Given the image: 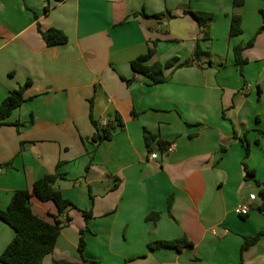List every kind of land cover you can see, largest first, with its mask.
<instances>
[{"label": "crops", "instance_id": "crops-1", "mask_svg": "<svg viewBox=\"0 0 264 264\" xmlns=\"http://www.w3.org/2000/svg\"><path fill=\"white\" fill-rule=\"evenodd\" d=\"M234 2L0 0V105L30 82L0 126V210L16 191L57 173L64 179L54 188L74 204L60 214L52 201L31 199L35 214L61 222L43 264H264V236L241 254L245 237L264 231V32L244 50L242 70L234 56L264 25L263 1ZM188 11L214 16L207 40ZM235 15L243 34L230 37ZM38 26L69 42L47 47ZM152 47L147 65L192 63L166 69V82L151 86L131 62ZM91 106L98 128L117 116L123 122L98 146ZM147 133L156 137L149 144ZM251 194L250 214L236 215ZM14 236L0 220V255ZM179 239L192 246L148 248Z\"/></svg>", "mask_w": 264, "mask_h": 264}, {"label": "trees", "instance_id": "trees-1", "mask_svg": "<svg viewBox=\"0 0 264 264\" xmlns=\"http://www.w3.org/2000/svg\"><path fill=\"white\" fill-rule=\"evenodd\" d=\"M263 7L260 10L262 19L264 20V0ZM243 0H235L234 5H242ZM199 24L203 27L204 40L208 39L209 36V25L213 21L214 16L209 13L188 11ZM143 17H151L154 19H162L169 16L168 13L156 14L149 16L145 13L141 14ZM39 33L42 37L43 42L47 47H54L58 45H66L69 42L68 36L61 30L49 28L43 30L38 26ZM264 32V25L257 31V34L245 45H239L234 48V56L236 64L239 69L242 70L243 66L247 63V60L243 58V52L247 48H251L254 43L256 36ZM243 34L242 19L240 16H233L230 25V37H237ZM200 44L197 43L194 57L198 59L201 55ZM155 54V47L149 48L145 55H142L131 62V68L134 73L141 74L149 80V85H158L166 82V76L164 71L172 67L181 68L191 65L192 61H185L179 63L178 58H173L165 64L155 63L153 65H147V62ZM130 83V80H126ZM30 82L21 86L19 89L11 91L10 94L2 101L0 105V126L5 125L7 120L13 113V111L19 108L25 101L24 92L29 87ZM92 106L90 118L93 126L96 129L95 134L92 136L91 141L98 146L103 141L110 140L117 127H122L123 122L116 117L117 124L114 125L112 122H108L105 128H98L97 122L93 119ZM156 137L147 133L145 140L147 144ZM164 143H160L161 149L164 148ZM246 153L249 154V147L246 145ZM248 175H252V172H247ZM64 179L62 174H48L38 179L31 190H18L11 198V201L5 210H0V220L9 225L15 232L13 240L5 248L0 255V262L2 264H43L46 256L53 253L57 240L61 232V222L56 221L50 223L39 215L35 214L31 208V199L37 198L42 202L52 201L58 208L59 213L62 214L67 208L74 207V204L63 197L60 191L54 188V184L59 180ZM260 195L264 197V190L260 192ZM171 201H169V209L171 207ZM260 210H264L259 207ZM157 214L150 216L155 218ZM90 212H84L85 221L91 218ZM264 236V231L259 232L254 236L245 237L244 244L241 247V254L256 244ZM192 243L186 239H179L175 241H157L150 243L148 248L150 251H156L161 249H176L182 250ZM86 247L85 242V230H81L79 239V252L83 255ZM64 264H95L88 260H83L82 263H68Z\"/></svg>", "mask_w": 264, "mask_h": 264}, {"label": "built area", "instance_id": "built-area-1", "mask_svg": "<svg viewBox=\"0 0 264 264\" xmlns=\"http://www.w3.org/2000/svg\"><path fill=\"white\" fill-rule=\"evenodd\" d=\"M108 123H106L107 125ZM175 149V145H170L169 147L165 148L164 153H172ZM150 158L152 160H157L159 158V152H154L151 154ZM256 196L254 194H251L249 196L248 201H243L240 203L236 209H235V214L240 216V217H246L250 214L251 209H252V202L255 201Z\"/></svg>", "mask_w": 264, "mask_h": 264}]
</instances>
